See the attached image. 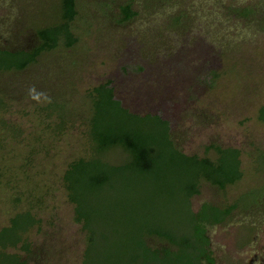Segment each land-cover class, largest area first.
<instances>
[{
  "label": "rangeland",
  "instance_id": "374dc122",
  "mask_svg": "<svg viewBox=\"0 0 264 264\" xmlns=\"http://www.w3.org/2000/svg\"><path fill=\"white\" fill-rule=\"evenodd\" d=\"M75 1L72 46L0 72V229L31 207L38 219L23 240L33 257L23 242L6 251L26 264H84L86 231L63 176L72 160L92 154L90 92L112 79L133 110H162L185 153L215 159L218 145L239 149L241 178L225 188L202 180L190 200L195 211L204 201L234 205L225 221L207 226L214 264H264V0H133L138 15L128 22L118 18L129 0ZM61 4L0 0V46L32 47L37 29L62 21ZM105 157L119 163L125 154L117 148ZM164 159L159 178L126 169L87 193L91 264H170L143 251L146 241L165 243L148 232L172 233L178 248L192 238L184 186L197 170ZM12 262L0 255V264Z\"/></svg>",
  "mask_w": 264,
  "mask_h": 264
},
{
  "label": "trees",
  "instance_id": "16d2710c",
  "mask_svg": "<svg viewBox=\"0 0 264 264\" xmlns=\"http://www.w3.org/2000/svg\"><path fill=\"white\" fill-rule=\"evenodd\" d=\"M76 15V1L62 0L60 13L62 21L37 29V43L32 47L0 46V72L28 69L41 54L57 48L60 43L72 46L77 41L72 30V21ZM137 15L133 0H129L120 5L118 21L128 22ZM245 15L248 14L245 13ZM179 17L170 22L171 26L179 22ZM116 89L114 81L109 79L96 85L90 92L96 98L95 109L88 122L92 154L89 157H78L72 160L63 176L68 197L75 204V220L81 222L86 231L83 263L91 264L92 262L90 258L96 233V228L91 223L93 217L91 212L84 210L87 193L99 192L105 186H111L113 178L126 169L136 174L153 173L159 178L160 169L164 166V157H168L171 164H180L189 171L197 170L194 178L187 181L184 186L190 204L189 213L194 219L193 236L186 241L185 246L179 249V242L172 233L150 230L149 236H158L165 240V243L163 246L153 247L146 241L142 243L143 251L151 256L169 260L170 264H214L215 258L210 249L207 226L225 221L234 209V205L223 208L204 201L195 211L190 199L200 191L202 180L225 188L241 178L243 172L239 149L218 145L215 159L187 154L177 145L171 122L163 115L162 110L146 113L135 111L117 95ZM259 119L264 121V106L260 109ZM145 123H151L156 128H151L152 130L149 128V130L148 127H144ZM117 148L123 151L125 159L119 163H112L106 159L105 155ZM4 174V168L0 166V184H3ZM16 201H19L18 198ZM36 222L38 219L31 207L17 213L9 225L0 229V255L2 254L4 259L12 258V264H26L20 255L7 252L6 249L23 242L24 235ZM22 247L28 252L29 257L35 253V250L32 252L29 242H23ZM120 263L121 260L113 262V264Z\"/></svg>",
  "mask_w": 264,
  "mask_h": 264
}]
</instances>
